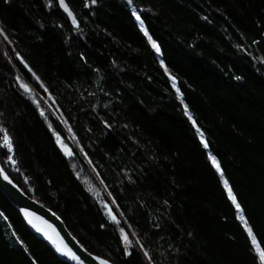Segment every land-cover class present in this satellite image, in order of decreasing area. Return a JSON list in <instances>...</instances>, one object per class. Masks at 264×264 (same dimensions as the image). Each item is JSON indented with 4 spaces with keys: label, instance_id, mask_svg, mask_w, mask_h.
<instances>
[{
    "label": "trees",
    "instance_id": "16d2710c",
    "mask_svg": "<svg viewBox=\"0 0 264 264\" xmlns=\"http://www.w3.org/2000/svg\"><path fill=\"white\" fill-rule=\"evenodd\" d=\"M67 2L78 27L55 0H0V128L24 181L49 191L46 205L112 262L136 264L117 260L125 225L154 264H261L247 229L264 250V0ZM81 2L109 12L83 11ZM131 8L147 11L148 36ZM127 22L137 25L122 30ZM22 79L41 107L20 90ZM50 109L66 118L76 146L63 128L43 127ZM55 135L73 155L56 148ZM62 154L80 163H60ZM97 178L113 204L94 200ZM3 204L0 192V264H64ZM135 258L147 262L139 250Z\"/></svg>",
    "mask_w": 264,
    "mask_h": 264
},
{
    "label": "bare ground",
    "instance_id": "6f19581e",
    "mask_svg": "<svg viewBox=\"0 0 264 264\" xmlns=\"http://www.w3.org/2000/svg\"><path fill=\"white\" fill-rule=\"evenodd\" d=\"M59 1L60 0H55L57 6L59 7L61 15L64 16L68 22L73 24L72 23V17H70L68 15V13L64 10V8L62 6L60 8ZM64 2L67 5L69 11H71L73 16H75V18H76V15H75V12H74L73 8L69 6L67 0H64ZM80 8L83 11L93 12V13H95V12H100V13H104V12L106 13L107 12L108 13L109 12V9L107 7H104V6L103 7H97V6H94V5H91V6L90 5H83V2H81ZM124 9H126V7H124ZM130 10H131V14L134 15V12H135V16L139 15L140 17L144 16L145 13L147 12L146 10H134L132 8ZM132 18L136 21V17H132ZM76 21H77V19H76ZM108 23L109 22H106V23H104V25H107ZM136 25H137V23L127 22V24L122 26L121 29L122 30H126L127 28H129L131 30L134 26L136 27ZM138 29L142 31V29L140 27V24H138ZM120 32H118V33H120ZM22 82H23L22 84L20 82H18V85H19L20 90L23 92V94L26 95V96H29V95L32 94L33 103L34 104L38 103L39 107H41L43 98L37 92V88L35 87V85L33 83L27 82L24 79H22ZM22 85H27V89L28 90L26 91L25 88ZM173 90H174V92L176 94L183 95V93L181 92V90L177 86H174ZM43 103H44V101H43ZM181 106H182V109H183L184 117L188 120L190 125L195 126V123H193L194 120L192 118V114L190 113V111H189V109H188V107H187V105H186V103L184 101L181 102ZM50 111L53 113L54 119L53 120L45 119L44 122H43V127L46 128V129H54L56 132L61 131V128H63L64 132L69 137V140L73 143L74 146H76V143L74 142L73 138L69 136L68 132L66 131V129L63 126L65 124V122H66V118L64 116H60L59 114L56 115V113L54 111H52V109H50ZM55 137H56L57 141L55 139H53V140H54V144H55L56 148L58 149V145H59L61 151L66 156L69 155V153H70V155L71 154L73 155V152H69V150L67 148V145L63 142L62 138L59 135H55ZM11 140L13 142V139H11ZM199 141H200V143L202 145H204V142H205L204 138H203V141H202L201 137H199ZM0 144H2V143H0ZM13 148H14V151L11 152V153H12L13 158L16 161L15 164H12L10 161H8L7 148L6 147H0V167H3L4 172L9 177V179L6 180V181L12 187L11 194H13V195L23 194L24 196H26L25 197V201L30 203V205L28 206V205L24 204L23 202H17V203L10 202V200L5 196L6 194L2 191V189L0 187V192L8 200V205L7 204H3V207H4V209L8 210L7 211L8 216H11L15 220L22 221L24 226L26 227L27 231L30 232V234L34 237V239L36 241H38L40 244H42L43 246H45L53 254L56 255V254H58V251L56 250L55 245L54 244H50L47 235L45 236L43 234V231L44 230H48L50 225H48L47 223H44L43 221L39 220L38 217H33L32 214H31V212L33 210H35L38 206H41V207H43L46 210L52 211L49 208V206L46 205V204H48V202H47L46 198L44 197V195L49 196L50 193H49V191H38V188L34 187V185H33V188L35 190L34 191V190H32L29 187L30 183H27V182L24 181V179L22 177L21 170H20L18 162H17L16 150H15L14 144H13ZM65 155H63V156L67 160H58V162H60V163H71L72 168L80 163L79 159H76L75 157L74 158H69V157H66ZM19 173H21V175H20L21 178L18 177ZM0 176L3 178L2 175H0ZM97 180L101 184V188H102L103 191H102L101 199H94V200H96L98 202V204H100L102 207H105V206L113 204L114 203V198L110 194L108 188L102 184V182H101V180L99 178H97ZM222 180H223V183H224L225 179H224L223 176H222ZM0 182H1V180H0ZM228 186H229V184H228ZM224 187H225V185H224ZM225 190H226V192L228 194V189L226 187H225ZM228 197H229V195H228ZM235 197H236L237 203H239V205H240V209L237 210L235 205L233 204L232 200L229 198L230 199V203L232 204V206L235 209L236 216L239 218L240 222L242 224H244L245 223L244 212L242 210V206H241L240 201L238 200V197L236 195H235ZM1 209L2 208L0 206V210ZM241 213L243 214V217H244L243 220L240 219V214ZM60 219L64 223V225L66 226V224L62 220V218H60ZM66 228L71 233V235L73 236L74 240L77 241V243L79 244V247L81 249H83L84 253H82V257L81 258L78 255V256H76L77 257L76 259H69L68 261L61 260L62 262H64V264H87V263H92L91 259H93V257L98 259L97 260L98 264H101V261H105V262H107V264H118L116 262H112L109 258L101 257V256H99L97 254L91 253L79 241V239L76 238V236L73 234V232L70 230V228H68V226H66ZM121 228H123L124 231L129 234V236L132 238V240H136V237H135L132 229H130L128 226H125V225H123ZM41 230H42V232H40ZM38 232H40V233H38ZM255 245H256V247H258V245L256 243H255ZM118 246L122 247L124 255L119 257V259H117V260H121L123 258V259H126L128 261L134 262L136 264H143V262H141L140 260L135 258V254L137 253V250H139V251L142 252V255L145 257V259L147 261L144 264H154V262H152V260L150 259L149 255H145V253L143 252L142 248L137 246L135 243L131 242V244H126L124 242H121L120 244H118ZM259 261H260V259H259Z\"/></svg>",
    "mask_w": 264,
    "mask_h": 264
},
{
    "label": "water",
    "instance_id": "95a60500",
    "mask_svg": "<svg viewBox=\"0 0 264 264\" xmlns=\"http://www.w3.org/2000/svg\"><path fill=\"white\" fill-rule=\"evenodd\" d=\"M60 8H61V4H60ZM0 180H1L0 187L2 191L6 194L5 196L10 200V202L13 203L23 202L28 206L30 205V203L25 201L26 196H24L23 194H18V195L11 194L12 187L1 176H0ZM31 214L33 217H38L39 220L50 225L48 230L43 231V234L45 236L47 235L48 239L49 237H51V239H49V242L50 244L55 245L56 250L58 247L64 249L63 252L57 250L58 254L56 255L60 260L68 261L69 259H73L72 253H74L75 256L79 255L80 258L82 257V253H84L83 249L79 247L77 241L74 240L73 236L67 230L64 223L53 211L46 210L43 207L38 206L35 210L31 212ZM40 232H42V230ZM68 250H71V252L69 254H65L68 252ZM97 260H98L97 258L93 257V259H91L92 263H87V264H98Z\"/></svg>",
    "mask_w": 264,
    "mask_h": 264
},
{
    "label": "snow or ice",
    "instance_id": "6c2138e0",
    "mask_svg": "<svg viewBox=\"0 0 264 264\" xmlns=\"http://www.w3.org/2000/svg\"><path fill=\"white\" fill-rule=\"evenodd\" d=\"M95 2H96V0H92V3H95ZM129 2H131V0H129ZM60 4H61V6L64 8V10L68 13V15H69L70 17H72V23H73V25L78 27V24H77V21H76L75 16H73V14L71 13V11H69V9H68L67 5L65 4L64 0H60ZM134 15H135V12H134ZM136 19L140 22V27H141L142 30H144V34H145L146 36H148V32H147V30L144 28V24H143V21L141 20L140 16H139V15H136ZM149 39L151 40V37H150V36H149ZM152 46H153V48L156 49L157 52L159 51V47H158V45H156L155 43H153ZM22 86L25 88L26 91L28 90V89H27V85H22ZM174 86H175V84H174ZM41 114L43 115V113H41ZM190 118H191V117H190ZM193 123H195V122L193 121ZM0 134H2V144H0V147H6L7 150H8L10 153L13 152V151H14V148H13V142H12V140H11V138H10L8 132H7L5 129L0 128ZM201 139H202V141H203V134H201ZM207 146H208L207 143L204 142V147L207 148ZM211 160H212L213 165L216 167L217 171L220 172V174H221V176H222L223 173H222V171L220 170V165H219V163L216 161L215 157H211ZM8 161H10L12 164H15V163H16V161H15V159L13 158L12 155H9V156H8ZM0 175H2L3 178H4L5 180H8V179H9L8 175L4 172L3 167H0ZM224 185H225V187L228 189V195H229V198L232 200V202H233V204L235 205L236 209L239 210V209H240V205H239V203H237L235 195L232 193L231 188L228 186V182H227V180L224 181ZM109 215H110V218H111L113 221H116V217H115L114 215H111V209H109ZM240 219H241V220L244 219L242 213L240 214ZM120 231H121V234H122V237H123L124 242H125L126 244H131V241L129 240L128 234L124 231V229L121 228ZM247 232H248V235H249L250 237H252V243L255 244L256 241H255V237L252 236V230H251V228H248V229H247ZM49 239H51V237H49ZM54 243H55V242H54ZM65 247H66V246H65ZM57 250H58V251H61V252L64 251V249H63V248H60V247H58ZM256 250L259 252V259H260V261L262 262V264H264V250H260L259 247H257ZM70 252H71V250H68V252L65 253V254H69ZM145 255H147V253H145ZM72 257H73V259H76V258H77V257L75 256L74 253H72ZM101 264H107V262H105V261H101Z\"/></svg>",
    "mask_w": 264,
    "mask_h": 264
},
{
    "label": "rangeland",
    "instance_id": "374dc122",
    "mask_svg": "<svg viewBox=\"0 0 264 264\" xmlns=\"http://www.w3.org/2000/svg\"><path fill=\"white\" fill-rule=\"evenodd\" d=\"M109 212V211H108ZM256 246V245H255ZM257 248V247H256ZM258 252V251H257ZM258 254H259V252H258ZM260 263L262 264V262L260 261Z\"/></svg>",
    "mask_w": 264,
    "mask_h": 264
}]
</instances>
